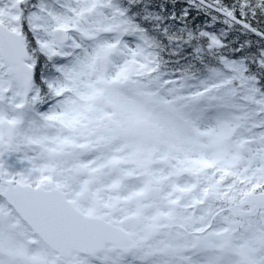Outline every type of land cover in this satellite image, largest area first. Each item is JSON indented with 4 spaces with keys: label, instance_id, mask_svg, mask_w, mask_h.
<instances>
[{
    "label": "snow or ice",
    "instance_id": "6c2138e0",
    "mask_svg": "<svg viewBox=\"0 0 264 264\" xmlns=\"http://www.w3.org/2000/svg\"><path fill=\"white\" fill-rule=\"evenodd\" d=\"M0 264H264V0H0Z\"/></svg>",
    "mask_w": 264,
    "mask_h": 264
}]
</instances>
